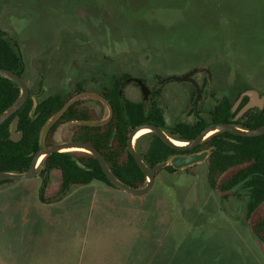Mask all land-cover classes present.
Returning a JSON list of instances; mask_svg holds the SVG:
<instances>
[{
  "label": "rangeland",
  "instance_id": "1",
  "mask_svg": "<svg viewBox=\"0 0 264 264\" xmlns=\"http://www.w3.org/2000/svg\"><path fill=\"white\" fill-rule=\"evenodd\" d=\"M0 30L40 98L77 84L101 94L127 74L161 89L169 127L193 123V109L208 120L222 96L264 95V0H0ZM187 71L195 86L164 80ZM122 89L141 100L132 80ZM79 100L92 119L107 116L97 99ZM77 124H60L51 141H72ZM149 139L134 147L144 152ZM205 161L159 172L140 197L99 182L61 196L58 171L1 184L0 264H264L251 229L264 204L247 219L244 192L211 189Z\"/></svg>",
  "mask_w": 264,
  "mask_h": 264
},
{
  "label": "trees",
  "instance_id": "2",
  "mask_svg": "<svg viewBox=\"0 0 264 264\" xmlns=\"http://www.w3.org/2000/svg\"><path fill=\"white\" fill-rule=\"evenodd\" d=\"M0 68L13 71L19 76L24 72L18 46L3 30H0ZM126 79H130L127 74L115 78L111 87L101 92L112 108V117L105 126L94 127L83 124V121L93 117L87 109L78 107L80 100H77L48 131L44 144L53 143L51 135L60 124L76 122L78 124L71 134L72 141L92 145L103 155L110 171L118 180L129 187L140 188L144 186L146 178L126 146L127 137L135 126L143 123L154 124L174 140L190 141L207 125L230 122L234 116L230 111L234 101L222 96L209 110L208 120L193 109L195 114L193 123L177 122L167 127L156 99L152 97L146 103L130 100L124 95L122 81ZM78 92H81L79 84L76 85L74 93L65 97L53 94L40 98L37 93H32L37 98L35 111L31 112L33 103L29 97L14 115L0 125V171L22 173L29 168L33 155L39 149L38 134L41 126L69 97ZM160 92V88L154 91L156 95ZM18 95L19 87L9 79L0 77V113L12 104ZM246 101L247 98L244 97L239 108ZM15 115L18 116L17 129L22 132V138L18 142L9 139V124ZM230 123L247 130L258 128L264 125V108L250 109L238 120ZM144 135L150 138L145 151L139 152L136 148L135 150L149 168L176 154L213 149L205 161L208 186L224 198L231 194L239 196L237 189L242 190L246 196L247 219H252L258 208L264 204V135L241 137L228 132H215L192 150L182 152L170 148L151 132ZM76 161L81 163L83 168L79 167ZM52 171L59 172L58 194L61 196L73 186L89 185L92 182L113 187L106 179L98 161L83 151L58 152L45 156L40 163L38 176L49 175ZM161 171L174 173L177 170L168 165L159 170L155 176ZM224 175H226L224 179H221ZM11 182L0 181V185ZM251 229L264 248V215L252 222Z\"/></svg>",
  "mask_w": 264,
  "mask_h": 264
},
{
  "label": "water",
  "instance_id": "3",
  "mask_svg": "<svg viewBox=\"0 0 264 264\" xmlns=\"http://www.w3.org/2000/svg\"><path fill=\"white\" fill-rule=\"evenodd\" d=\"M0 77L9 79L14 82L19 87V95L10 104L5 110L0 113V125L3 124L8 118L15 114V112L24 104V102L30 97L32 99V108L31 112L35 111L37 106V98L34 95H31L29 92V88L27 83L22 79L21 76L14 73L13 71L7 70L5 68H0ZM187 76H184L182 79H186ZM139 88L141 90V94L143 99L147 97L148 89L142 83L139 84ZM84 97H92L97 99L100 103H102L107 108V116L103 119H89L85 120L82 123L88 126H96L103 127L105 126L112 117V108L109 104L108 100L103 97L101 94L91 91H81L76 94H73L69 97L64 104L61 106L59 110L51 115V117L46 120L41 126L38 134V145L39 149L33 155L29 168L22 173H14V172H4L0 171V181H22L28 180L35 176H37L40 172V163L43 158L52 153L58 152H68V151H83L91 156H93L99 163L102 172L104 173L108 182L117 190L122 191L131 196H144L146 195L154 184L155 174L163 169L164 167L170 165L175 170L185 169L194 164L204 162L208 157L209 153L213 151V149L203 150L196 153L190 154H176L169 157L167 160L159 162L155 164L153 167L149 168L141 159L137 151L134 147V136L141 129H148V132L155 134L164 144L169 146L170 148L176 151H188L192 150L196 146H198L205 138L210 136L215 132H228L230 134L241 136V137H257L264 135V125L255 128V129H242L237 127L230 122H235L238 120L244 113L248 110L257 108L259 110L263 109V101L264 96H259L257 90L254 89H246L242 91L236 100L231 105L230 111L234 114L231 118L230 122L226 123H212L207 125L194 139L190 141H178L170 138L166 132L150 123H143L135 126L127 137V150L130 155L133 157L136 165L142 171L146 178V182L144 186L140 188H132L118 180L113 173L110 171L103 155L92 145L77 142V141H66L61 143H52V144H44L45 137L51 127L61 118L64 112L68 109V107L76 102L77 100ZM246 97L247 101L239 108V105L242 99ZM18 125V116L15 115L10 124H9V139L12 142H18L22 138V132L17 129ZM174 141L181 142L183 144H175ZM76 164L83 168V165L76 161Z\"/></svg>",
  "mask_w": 264,
  "mask_h": 264
},
{
  "label": "flooded vegetation",
  "instance_id": "4",
  "mask_svg": "<svg viewBox=\"0 0 264 264\" xmlns=\"http://www.w3.org/2000/svg\"><path fill=\"white\" fill-rule=\"evenodd\" d=\"M206 72H208V70H206ZM190 74H191V71H187V72H185L183 75H180V76H170V77H168V78H165L164 80H167V79H169V80H172V81H176L177 83H180V82H182V81H187V82H189V83H192L193 84V86H195V83H193V80H192V78H191V76H190ZM184 76H187L186 77V79H182ZM127 80H132L133 82H134V84L136 85V87L139 89V91H140V96H141V100L140 101H144V102H148V100L149 99H151L152 97L154 98V99H156L157 101H158V103L160 102V100H161V98H160V93H159V95L157 94H155L154 93V91H155V89L156 88H148L147 87V89H148V93H147V97L145 98V99H143V97H142V94H141V90H140V88H139V84H143V85H145L144 83V81L143 80H140L139 78H130V79H127ZM31 90L29 89V92H30ZM259 93V92H258ZM30 94L31 95H33L32 94V92H30ZM259 96H264L263 94H261V93H259ZM29 98V97H28ZM263 108H264V101H263ZM147 133V131L146 130H144V132L142 133V134H137V136L135 137V138H138V137H141V136H143L144 134H146ZM176 143H180V144H182L181 142H178V141H176Z\"/></svg>",
  "mask_w": 264,
  "mask_h": 264
},
{
  "label": "bare ground",
  "instance_id": "5",
  "mask_svg": "<svg viewBox=\"0 0 264 264\" xmlns=\"http://www.w3.org/2000/svg\"><path fill=\"white\" fill-rule=\"evenodd\" d=\"M144 130H146V131H148V129H141L140 131H138L136 134H135V136H134V138L137 136V134H142L143 132H144ZM175 142V144H180V143H176V141H174ZM183 144V143H182Z\"/></svg>",
  "mask_w": 264,
  "mask_h": 264
}]
</instances>
